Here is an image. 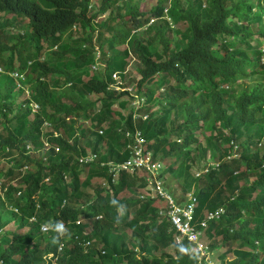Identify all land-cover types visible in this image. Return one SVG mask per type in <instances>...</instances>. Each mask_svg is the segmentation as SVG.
<instances>
[{"label": "trees", "instance_id": "trees-1", "mask_svg": "<svg viewBox=\"0 0 264 264\" xmlns=\"http://www.w3.org/2000/svg\"><path fill=\"white\" fill-rule=\"evenodd\" d=\"M92 2L0 0V264H199L176 243L169 200L142 191L150 173L111 170L136 128L161 176L192 186L195 222L225 210L203 228L211 250L264 264V0ZM133 58L134 94L112 88L117 72L129 87Z\"/></svg>", "mask_w": 264, "mask_h": 264}, {"label": "built area", "instance_id": "built-area-1", "mask_svg": "<svg viewBox=\"0 0 264 264\" xmlns=\"http://www.w3.org/2000/svg\"><path fill=\"white\" fill-rule=\"evenodd\" d=\"M96 56L99 58L100 54L97 53ZM98 64L99 63L93 64L92 69L97 70ZM2 70V67H0V72H2ZM11 74L14 79H25L24 74L18 71L12 72ZM113 78L115 82L111 84L112 88H116L119 91L127 89L132 94H134V87H124L122 77L120 76L119 72L114 73ZM24 85L26 86V84L22 82L18 84L19 88L25 89V94H27V96H25L24 99L30 98V92ZM135 96L136 100H134V105L136 106V109H138L142 106L144 100L141 101L137 94H135ZM31 107L33 109V112H37L39 110V105L37 103L32 102ZM49 125L50 124L48 122L45 123L46 127H48ZM55 135L57 136L59 135V133L55 132ZM127 137L131 140L128 143V148L132 150L133 155L127 162L121 164L110 163L112 166L111 170L116 172L115 177L118 176L121 169H125L130 173L137 170L139 171L138 174L144 172L146 173L145 170H147L150 173V176L148 177V181L150 183L149 186L151 187L150 190L159 192L163 197L169 200V214L177 232L175 237L176 243L178 245H182L185 241L192 243L193 252L197 256L199 264H216L212 257L213 251L211 250L210 244L203 233V228L208 226L209 221L220 218L225 210L221 208L215 212H206L205 218L198 222H195L194 216L198 203V199L195 194L191 193L185 203L178 204L173 199L171 194H169L165 190L164 179L161 176L160 172L162 165L159 163H153V152L146 146L147 141L142 131L139 128H136L135 132L128 131ZM44 147L46 149H50L52 147L51 142L47 140V138L44 139ZM28 149H32L31 146H28ZM93 159L95 160L96 156L89 154V156H81L79 160L81 162H84ZM161 213H163V211H161ZM42 229L44 231H48L50 229H53V227L45 224L42 226ZM55 230L60 233L62 232V228L60 225H57ZM60 249H62V247Z\"/></svg>", "mask_w": 264, "mask_h": 264}, {"label": "rangeland", "instance_id": "rangeland-1", "mask_svg": "<svg viewBox=\"0 0 264 264\" xmlns=\"http://www.w3.org/2000/svg\"><path fill=\"white\" fill-rule=\"evenodd\" d=\"M152 1L153 0H143V2H142V0H141V4H140L141 9L142 10L149 9L152 6L151 5ZM97 3H99V0H93L92 6H91L92 10H94L98 6ZM105 17H106V15L103 18H105ZM100 18L102 19V16H100ZM26 30L27 29H24V31H26ZM123 47H125V46H121V48H123ZM1 67H2L3 70H2V72H0V83H2L4 85V87L7 89L8 85L10 84V82L5 78V74H8L9 72H7V68H5L4 66H1ZM142 68H143L142 64L137 59L133 58L131 63H130V65H129V68H128L129 72L126 75V77H127L126 78V80H127L126 83L129 85L130 88L131 87L135 88V86H134L135 82L133 80H134V78L138 79L140 77V70ZM120 76H121V73H120ZM261 77H262L261 74H257L253 78H261ZM14 82L17 85V89H18L19 88L18 84L20 82L26 83V80L25 79L15 78ZM25 96H27V94H25ZM25 96H24V94L21 95V97L19 98V101L23 100ZM198 134H199V136L201 138H204V137L209 136V131L208 132L207 131H202V132H200ZM215 163L216 162H213V164H215ZM0 166L2 168H7L8 167L7 163H5V162H2L0 164ZM162 170H163L162 171V175L164 177V185H165L168 193L172 195L176 191V196H177L178 200L181 199L183 196L187 195L185 197V199L181 200L180 202L187 201L189 195H191V193L193 192L192 186L188 189L186 194H183V192H182V190L180 188V185H179L180 180L176 179V181H175L174 177L172 178V176H168V174L165 173L164 168ZM202 170L203 169H200V166L197 165V167H195L193 169V172H194L195 175H198ZM82 177H85V175H83ZM150 188L151 187L149 186L148 188L143 189L142 191L147 193V190L150 189ZM0 193H2V190H0ZM8 226L14 227L15 226L14 222H11ZM23 231H26V229H24ZM208 240H209V238H208ZM221 242L222 241H220L218 243L219 244L218 248L213 250L212 257H213L214 261L216 262V264H228V260L232 259L234 257V255L232 253H228V255L226 257H223L222 253H224L226 251V246L222 245Z\"/></svg>", "mask_w": 264, "mask_h": 264}, {"label": "clouds", "instance_id": "clouds-1", "mask_svg": "<svg viewBox=\"0 0 264 264\" xmlns=\"http://www.w3.org/2000/svg\"><path fill=\"white\" fill-rule=\"evenodd\" d=\"M46 123V122H45ZM49 123V122H48ZM50 124V123H49ZM50 126V125H49ZM48 126V127H49ZM45 129H46V126L44 125V131H45ZM46 137V136H45ZM43 145H44V142H43ZM28 146H31V148L32 149H28V147H27V150H28V152L29 153H31V152H35V151H37V150H35L36 148L33 146V145H28ZM42 148H45L44 146L42 147ZM46 149V148H45ZM10 166H12V163H10ZM193 194H194V192H193ZM196 196V195H195ZM51 230V229H50ZM55 230V229H54ZM49 231V230H48ZM56 231V230H55Z\"/></svg>", "mask_w": 264, "mask_h": 264}, {"label": "bare ground", "instance_id": "bare-ground-1", "mask_svg": "<svg viewBox=\"0 0 264 264\" xmlns=\"http://www.w3.org/2000/svg\"><path fill=\"white\" fill-rule=\"evenodd\" d=\"M133 155V154H132Z\"/></svg>", "mask_w": 264, "mask_h": 264}]
</instances>
